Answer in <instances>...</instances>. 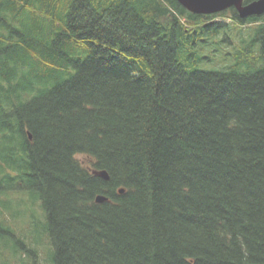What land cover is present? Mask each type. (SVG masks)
Listing matches in <instances>:
<instances>
[{"label":"trees","instance_id":"1","mask_svg":"<svg viewBox=\"0 0 264 264\" xmlns=\"http://www.w3.org/2000/svg\"><path fill=\"white\" fill-rule=\"evenodd\" d=\"M229 10L0 0V264H264V15Z\"/></svg>","mask_w":264,"mask_h":264},{"label":"rangeland","instance_id":"2","mask_svg":"<svg viewBox=\"0 0 264 264\" xmlns=\"http://www.w3.org/2000/svg\"><path fill=\"white\" fill-rule=\"evenodd\" d=\"M227 13H231L229 9H226ZM216 20L223 21V22H231V19L227 15H221L216 18ZM245 27V26H244ZM254 27V26H253ZM230 28L232 30L234 29H239V26L236 23H230ZM227 28L225 33L228 34L229 39L224 40L226 43H229V46L226 47L222 45V42L214 43V44H209V43H203V45L200 46V50L198 53V57H201L199 61L197 62V66L199 69H215L218 68V63L221 62V57L227 56V54H230V51L233 49L234 45L236 44L235 42L236 39L232 35L231 29ZM246 29V28H245ZM249 30V28H248ZM229 31V32H228ZM252 31V30H251ZM247 36V35H246ZM239 38V36H238ZM223 40V38H222ZM258 51L260 48L257 49ZM230 56L235 57L234 53H231ZM221 66H224V64H219ZM21 194H13L11 198L14 199V202H12L10 205L12 207V210L15 211L17 208H22L19 207L21 203H19V200L21 198ZM21 206V205H20ZM35 208L37 210V214L42 217V212L38 205H35ZM40 217V218H41ZM17 227L21 229V232L26 235L28 239H31L33 236V226L31 224L30 218H28V215L22 214L18 219L14 220ZM39 255H40V260L44 261L45 264H48V253H49V244L48 242L43 239L42 242L39 245L38 249Z\"/></svg>","mask_w":264,"mask_h":264},{"label":"water","instance_id":"3","mask_svg":"<svg viewBox=\"0 0 264 264\" xmlns=\"http://www.w3.org/2000/svg\"><path fill=\"white\" fill-rule=\"evenodd\" d=\"M184 7L193 13L198 14H214L231 7H235L242 18L250 16H260L264 14V0H178ZM94 173L100 175L104 179H110L107 170H94ZM124 192V189H121ZM107 199L104 195H98L96 200L103 202Z\"/></svg>","mask_w":264,"mask_h":264},{"label":"bare ground","instance_id":"4","mask_svg":"<svg viewBox=\"0 0 264 264\" xmlns=\"http://www.w3.org/2000/svg\"><path fill=\"white\" fill-rule=\"evenodd\" d=\"M185 8H186V7H185ZM186 9H187L188 11H190L188 8H186ZM190 12H192V11H190ZM100 170H106V169H100ZM108 173H109V172H108ZM109 175H110V174H109ZM121 189H124V192H125V188H123V187L120 188V190H119L120 192H121ZM121 193H123V192H121ZM98 195H102V194H98ZM98 195H96V197H97ZM104 196H105V195H104ZM96 197H95V199H96ZM107 199H108V197H107ZM107 199H106V200H107ZM96 201H97V200H96ZM97 202H98V201H97Z\"/></svg>","mask_w":264,"mask_h":264}]
</instances>
